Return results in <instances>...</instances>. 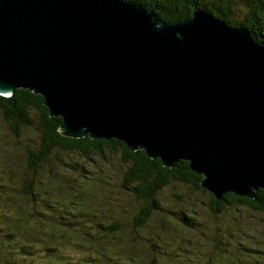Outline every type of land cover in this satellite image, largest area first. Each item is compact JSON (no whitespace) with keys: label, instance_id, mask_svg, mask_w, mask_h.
Returning <instances> with one entry per match:
<instances>
[{"label":"water","instance_id":"obj_1","mask_svg":"<svg viewBox=\"0 0 264 264\" xmlns=\"http://www.w3.org/2000/svg\"><path fill=\"white\" fill-rule=\"evenodd\" d=\"M19 89L63 137L187 161L218 199L264 190V47L204 8L171 23L120 0H0V96Z\"/></svg>","mask_w":264,"mask_h":264},{"label":"trees","instance_id":"obj_2","mask_svg":"<svg viewBox=\"0 0 264 264\" xmlns=\"http://www.w3.org/2000/svg\"><path fill=\"white\" fill-rule=\"evenodd\" d=\"M120 1L171 23L204 8L264 47V0ZM0 117V264H264V190L218 199L187 161L63 137L29 90L0 96Z\"/></svg>","mask_w":264,"mask_h":264},{"label":"rangeland","instance_id":"obj_3","mask_svg":"<svg viewBox=\"0 0 264 264\" xmlns=\"http://www.w3.org/2000/svg\"><path fill=\"white\" fill-rule=\"evenodd\" d=\"M0 129H1V130H6V129H8V128H7V125L2 121L1 117H0ZM20 142L24 143V140H22V141H20ZM16 143H17V142H16ZM88 168L93 169L94 167L91 166V165L88 163ZM197 205H199V204H197ZM197 205H195V206H197ZM190 210H192V207L190 208ZM204 215L206 216V220L210 219V218L208 217L209 214L206 215V213H204ZM161 250H163V249H161ZM74 253H75V252H74ZM79 253H80V252H79ZM186 264H187V263H186ZM189 264H191V263H189Z\"/></svg>","mask_w":264,"mask_h":264}]
</instances>
